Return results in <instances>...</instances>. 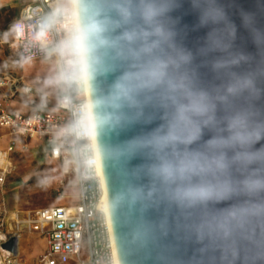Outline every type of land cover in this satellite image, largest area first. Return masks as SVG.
Listing matches in <instances>:
<instances>
[{
	"label": "water",
	"instance_id": "1",
	"mask_svg": "<svg viewBox=\"0 0 264 264\" xmlns=\"http://www.w3.org/2000/svg\"><path fill=\"white\" fill-rule=\"evenodd\" d=\"M77 10L119 264H264V0Z\"/></svg>",
	"mask_w": 264,
	"mask_h": 264
},
{
	"label": "built area",
	"instance_id": "2",
	"mask_svg": "<svg viewBox=\"0 0 264 264\" xmlns=\"http://www.w3.org/2000/svg\"><path fill=\"white\" fill-rule=\"evenodd\" d=\"M9 30L12 53L21 64L54 60L59 94L53 110L9 113L8 102L16 93L30 95L35 89L22 77L0 75V88L13 85L12 92L0 97V128L11 136L0 150V264H26L17 252L2 248L24 231L46 239L38 264H119L105 200L77 0H33L22 7ZM18 138L46 146L45 157L59 162L63 176L56 195L70 200L69 204L30 214L9 211L3 193ZM67 189L76 193L66 194Z\"/></svg>",
	"mask_w": 264,
	"mask_h": 264
},
{
	"label": "rangeland",
	"instance_id": "3",
	"mask_svg": "<svg viewBox=\"0 0 264 264\" xmlns=\"http://www.w3.org/2000/svg\"><path fill=\"white\" fill-rule=\"evenodd\" d=\"M32 1L21 0L22 4ZM16 2L17 0H0V62L4 60L5 54L13 69L3 72H15L14 70H16L22 74L26 81L37 90V94L33 93L24 98L35 100L28 102L29 105L37 111L46 112L53 109L59 94L54 78L55 62L52 58H44L26 63L21 67V63L14 57L10 46L12 35L9 25L16 18L22 6L21 4L16 7ZM3 4L10 5L1 6ZM62 6L65 7L67 4L62 3ZM21 103L25 104L27 102ZM5 132V130L0 129V146H4L7 142V137L4 136ZM17 141L16 149L11 155L12 169L6 178L5 184V188L14 196L12 208H15V211L30 214L39 208L69 204L70 200L56 195L58 181L63 175L59 162L45 157L47 147L42 145L41 149L40 143L33 140L18 138ZM65 192L66 194H74L76 190L67 189ZM21 253L22 259L26 252L22 250ZM42 254L41 244L35 241L32 244L30 254L26 257H28L29 262H33L38 257L40 258ZM85 255L86 253H83L82 257H85ZM39 258L36 264H38Z\"/></svg>",
	"mask_w": 264,
	"mask_h": 264
},
{
	"label": "crops",
	"instance_id": "4",
	"mask_svg": "<svg viewBox=\"0 0 264 264\" xmlns=\"http://www.w3.org/2000/svg\"><path fill=\"white\" fill-rule=\"evenodd\" d=\"M27 3H30V2H27ZM27 3H23L22 4L21 0H17V2L15 3V6L17 7V6H19V5L22 4V6L20 8V11H21L22 7L25 4H27ZM8 5H10V4H3L1 6H8ZM20 11H19V13H20ZM19 13H18V15L16 16V18L13 21H15L17 19V17L19 16ZM9 62L10 61H8V59L5 57V54H4V60H2L0 62V72H1L0 75L11 74L14 78H20V77H22L23 80H24V82L26 84H29V85L32 86V84H30L29 82H27L26 79H25V77L22 74L18 73L16 70H14L15 72H5V73L3 72V71H8L9 69H13L12 68V64L11 63L9 64ZM23 65L24 64H21V67H23ZM54 78H55V85L57 87V81H56L55 73H54ZM12 89H13V85L12 84H8L6 87L0 88V97H2V95L5 92H12ZM36 91L37 90H35V92H34L35 94H37ZM26 96L28 97L30 95H23V94L16 93L15 96L8 102L7 112H9V113H22V114H27V113H30L32 111H35V109L32 106H30L29 103H28V102H33L35 100L25 99L24 97H26ZM21 102H27V103L24 104V103H21ZM56 102L54 104L53 109H55ZM0 129L6 131L5 134H4V136L7 137L6 138V141L7 142H5L4 146H0V150H1V149H4L7 146V143L11 139V136L9 135V132H8L7 129H4V128H0ZM40 145H41L40 148L42 149V144H40ZM50 160H52V159H50ZM52 161H55V160H52ZM3 197H4V200L6 202V205H7V208L9 209V211L10 212L15 211L14 210L15 208H12V206H13L12 204L14 202V199H13L14 196H13V194L12 193L10 194V192L5 188L4 189V193H3ZM35 241H38L41 244V248H42V250L44 252L46 250V247H47V245H46V239L43 236L39 235L38 233L26 231L25 234H24V232H22L20 234L18 240H17V244L18 245H17V251H16L17 253H16V255H17V257H19V259L21 261L25 262L26 264H36V261L39 258L38 257L33 262H29L28 257H26V255L28 256V254H30V252L32 250V244ZM22 250H25L26 255H24L23 258L21 259V255H22L21 251Z\"/></svg>",
	"mask_w": 264,
	"mask_h": 264
},
{
	"label": "snow or ice",
	"instance_id": "5",
	"mask_svg": "<svg viewBox=\"0 0 264 264\" xmlns=\"http://www.w3.org/2000/svg\"><path fill=\"white\" fill-rule=\"evenodd\" d=\"M184 59H187V57H184ZM194 110L197 112H201L203 111L202 107L199 106H193ZM190 122H186L183 131L187 133L186 135V142H190L191 140L195 139L196 136L198 135V130H196L195 128H190L189 125ZM180 139L179 136H177L174 133H170L168 136L162 137L161 140L163 142H167L168 140H178ZM217 167L222 168L224 166L223 161H217ZM221 191H226V189L222 188ZM210 195V193L206 190H201V191H197V192H190V193H186V196L188 197H193V198H207Z\"/></svg>",
	"mask_w": 264,
	"mask_h": 264
},
{
	"label": "bare ground",
	"instance_id": "6",
	"mask_svg": "<svg viewBox=\"0 0 264 264\" xmlns=\"http://www.w3.org/2000/svg\"><path fill=\"white\" fill-rule=\"evenodd\" d=\"M105 200H106V202H107V197L105 196ZM108 204V203H107ZM17 256V255H16Z\"/></svg>",
	"mask_w": 264,
	"mask_h": 264
}]
</instances>
